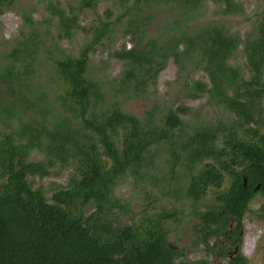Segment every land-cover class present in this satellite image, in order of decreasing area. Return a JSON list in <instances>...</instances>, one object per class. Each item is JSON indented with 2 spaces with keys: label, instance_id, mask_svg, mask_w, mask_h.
Listing matches in <instances>:
<instances>
[{
  "label": "trees",
  "instance_id": "16d2710c",
  "mask_svg": "<svg viewBox=\"0 0 264 264\" xmlns=\"http://www.w3.org/2000/svg\"><path fill=\"white\" fill-rule=\"evenodd\" d=\"M45 1L49 11L45 23L54 25L62 39L83 29L80 14H96L101 0H66V9L59 6V0ZM204 1H113L88 27L91 40L78 56L53 57L58 87L54 94L40 90L37 96L33 91L40 84H31V66L42 44L32 40L37 36L34 28L22 47L13 50V60L2 62L0 82L7 84L12 99L6 91L1 94L0 118L8 128L10 122L17 125L9 133H0V264H184L175 263L183 249L175 251L169 246V233L160 219L119 226L111 218L114 209L126 208L115 196L118 180L128 172H146L150 149L162 144L171 151L169 173L175 174L178 164L184 167L187 180L181 188L194 206L209 189H220L226 178L231 180L204 214L192 212L201 220L196 225L197 242L225 235L230 222L239 234L250 202L256 195L264 196V133L260 132L261 118L255 117L264 99V22L258 36L241 40L224 27L200 20ZM212 1L224 15L241 10L235 0ZM14 3L0 0V14ZM114 5L121 9L117 15ZM156 8L166 9L165 20L158 26L163 32L145 40ZM22 18L24 25L32 23L25 13ZM123 22V34L132 36V47L110 55L123 66L119 91L140 97L173 60L178 75L187 76L186 96L198 99L209 93L214 104L235 115L233 122L200 124L182 140L187 108H169L159 118L154 110L140 118L123 111L119 103L98 112L105 94L102 83L88 74L90 57ZM241 43H245L248 79L239 67L229 64ZM197 70L207 74L210 88L194 78ZM33 110L29 121L25 115ZM33 152L42 158L31 160ZM71 166L74 170L67 188L56 189L51 196L44 186L35 188L30 181L51 176L55 168ZM90 206L93 211L88 214ZM260 212L258 216L264 217V205ZM179 216L175 209L162 218L177 222ZM236 240L242 243L238 236Z\"/></svg>",
  "mask_w": 264,
  "mask_h": 264
},
{
  "label": "rangeland",
  "instance_id": "374dc122",
  "mask_svg": "<svg viewBox=\"0 0 264 264\" xmlns=\"http://www.w3.org/2000/svg\"><path fill=\"white\" fill-rule=\"evenodd\" d=\"M60 7L66 9V0H59ZM115 0H101L97 6L96 14L92 11H86L80 14V25L83 29L75 31L70 38H58L55 32V26L45 23V19L49 16V11L45 8V0H15L10 8H5L0 14V65L2 62H11L12 52L16 48H21L33 28L37 36H33L34 42L42 41L39 44L38 52L35 60L32 62L31 72L33 82H38L40 88H33L36 95L39 96L40 90H47L50 94L57 91L56 74L52 68L53 57L64 58L66 56H78L81 48L91 40L90 34L87 32L88 27L96 20L97 15H103L105 9L112 5ZM241 6L239 13L224 15L219 12L220 8L212 0H205L201 6V21L216 24L224 27L229 33L239 35L241 40L251 36L254 38L259 35V30L264 22V0H235ZM114 15L120 13L121 9L114 5L112 7ZM22 13L31 19L30 25H24ZM154 23L148 27L145 40L153 37L162 31L161 21L165 20L166 9L156 8L154 12ZM113 19V18H112ZM126 23H122L115 28L109 38L104 39L102 45L97 51L91 55L88 74L90 77L102 83V91L105 99L97 105V111L105 109L111 104L119 103L122 110L128 113L144 118L146 111L154 110L157 117L166 114L169 108L176 110L177 108H187L189 111L183 116L184 129L180 132V139H187L189 135H193L196 128L203 124L204 126H217L218 124H231L235 115L226 110L224 106H217L210 100L209 93H202L198 99H191L186 96L185 73L178 75V67L173 60H169L156 79L155 85L147 88L146 93L141 96H134L132 93L119 91L121 85V77L123 66L122 63L110 57L115 50L123 47H132V36L123 34V28ZM30 44V42H29ZM245 43H241L236 56L229 61L230 65L239 67L242 76L249 78L250 71L247 66L246 57L243 53ZM2 66H0L1 70ZM194 78L208 84L211 87L207 74L202 70H197ZM31 82V81H30ZM10 90V89H9ZM8 93V99L11 100L10 91L7 90V84L0 82L1 94ZM35 94V93H34ZM5 96V95H4ZM13 107H18L17 105ZM259 110L255 113V117H260L264 133V99L260 101ZM35 111H29L25 115L26 119L31 121L29 117L33 116ZM39 116V115H38ZM25 119V118H24ZM39 119V118H38ZM11 128L6 127L0 118V133L3 131L10 132L14 130L17 123L10 122ZM222 139V137H221ZM168 145H157L150 149L148 160L146 161V172L132 173L128 172L118 180L115 187V196L125 204L124 210L116 208L111 214L112 220L119 226L123 225H141L145 220L160 219L162 227L168 230L167 243L173 248L185 249L193 246V253L190 259L196 260L200 258H208V253L203 245L197 242L200 233L197 231V224L201 220L192 214L193 211L204 214L205 211L216 202V195L225 190L231 183L226 178L222 188L209 189L202 200L193 205L192 201L184 198L182 186L185 185L186 177L185 169L179 164L174 168L175 174H170L171 170V154ZM42 156L33 152L30 156L31 160H39ZM206 162V161H205ZM204 162V163H205ZM203 164H199L202 167ZM73 167L53 169V174L44 179L30 178L33 186H44L48 196L56 190L67 188L69 177L73 173ZM173 177V178H172ZM174 190H178L175 193ZM180 196V199H179ZM264 205V196L256 195L250 202V212L246 214L242 221L243 237L240 250L245 257L247 264H264V217L260 208ZM197 210H194V208ZM178 209L180 211V220L171 219L163 220V215L172 213ZM93 207H89L86 213H91ZM183 211V214L181 213ZM183 260V259H182Z\"/></svg>",
  "mask_w": 264,
  "mask_h": 264
},
{
  "label": "flooded vegetation",
  "instance_id": "af4514ba",
  "mask_svg": "<svg viewBox=\"0 0 264 264\" xmlns=\"http://www.w3.org/2000/svg\"><path fill=\"white\" fill-rule=\"evenodd\" d=\"M244 179L247 178L244 177ZM258 188L259 185L256 187V189ZM236 231V224L230 222V225L225 229V235H211L208 237L206 243H199L200 245L204 246L205 250L208 253L206 256H209V259H190L189 256L194 251V249H191L194 247L191 246V248L188 247L183 249V254H181L179 258L174 260L175 263L182 262L184 264H240L242 263V261H244L245 264H247V261L240 250L241 243L237 242L236 240L237 236L239 237V239H242L243 237L242 226L239 230L238 235H236ZM170 247L175 251H179L182 249H177L176 247L173 248L172 246ZM239 258L242 260L240 263H238Z\"/></svg>",
  "mask_w": 264,
  "mask_h": 264
},
{
  "label": "water",
  "instance_id": "95a60500",
  "mask_svg": "<svg viewBox=\"0 0 264 264\" xmlns=\"http://www.w3.org/2000/svg\"><path fill=\"white\" fill-rule=\"evenodd\" d=\"M247 185V179H244V187Z\"/></svg>",
  "mask_w": 264,
  "mask_h": 264
}]
</instances>
